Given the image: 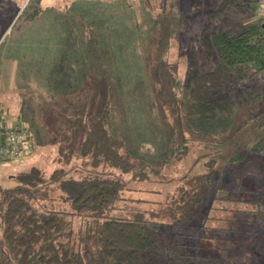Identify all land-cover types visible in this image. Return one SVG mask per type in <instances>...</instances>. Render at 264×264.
<instances>
[{
	"label": "rangeland",
	"instance_id": "rangeland-1",
	"mask_svg": "<svg viewBox=\"0 0 264 264\" xmlns=\"http://www.w3.org/2000/svg\"><path fill=\"white\" fill-rule=\"evenodd\" d=\"M260 5V0H0V107L32 127L34 142L31 156L0 160V195L18 184L21 171L32 166L54 169V141L62 130L42 97L49 98L52 91L62 97L86 85L93 100L91 118L98 116L102 101L111 94V124L136 157L137 170L145 168L136 176L118 173L128 186L112 215L130 216L142 206L158 208L177 191L199 154L165 162L168 128L179 122L188 78L214 63L199 43L201 29L209 22L234 33L258 22ZM92 29L99 31L98 46L90 37ZM106 37L114 45L113 62L102 51ZM263 81L264 74L239 80L232 93L233 117L200 124L202 134L193 133L233 136L220 155L221 165L235 151L233 144L241 146L264 133V101L255 108L257 104L245 96L247 87L256 88ZM41 86L46 91L39 92ZM247 161L248 166L236 167L231 181H226L239 187L232 190L238 201L217 199L219 195L210 192L188 222L148 218L159 222L161 238L179 240L199 256L234 254L236 264H264V220L260 216L245 220L241 211L254 197L248 191L264 187V170L242 174V168L262 166L260 158ZM151 165L161 173L150 172ZM165 176L171 179L165 181ZM226 217L233 219H222Z\"/></svg>",
	"mask_w": 264,
	"mask_h": 264
},
{
	"label": "trees",
	"instance_id": "trees-1",
	"mask_svg": "<svg viewBox=\"0 0 264 264\" xmlns=\"http://www.w3.org/2000/svg\"><path fill=\"white\" fill-rule=\"evenodd\" d=\"M93 30L90 37L98 46L99 31ZM198 40L205 57L214 59V63L212 68L189 76L178 111L179 122L168 128L171 135L165 162L171 164L199 151L177 191L158 208L142 206L144 209L134 208L130 216L112 215L128 186L119 174L136 176L145 168L137 170L136 157L111 124V94L102 101L98 116L91 118L93 100L86 85L80 92L74 90L62 97L52 91L48 93L50 100L44 96L41 102L50 106L49 114L62 130L54 141L55 166L50 172L40 166L21 171L18 184L2 191L0 264H236L234 254L220 258L191 253L185 243L161 238L158 227L163 218L191 220L210 192L217 193V199L238 201L232 190L239 187L226 181L236 167L248 166L247 160L260 158L262 166L258 170L252 165L242 168V174L264 170V133L241 146L233 144L235 151L222 165L220 155L233 136L193 135L201 132L200 124L230 120L235 113L232 93L237 82L264 74V18L260 13L258 22L242 25L234 33L206 22ZM102 45L108 59L115 61L111 39L106 37ZM99 47L96 49L101 54ZM106 83L109 90L110 78ZM38 90L46 91L42 86ZM246 91L245 96L257 104L255 108L264 101V81ZM30 97L35 96L31 93ZM55 98L58 102L52 101ZM5 111L7 107L1 104L0 114H7ZM7 118L22 121L20 115ZM149 169L161 173L156 166ZM248 192L254 197L241 210L245 220L257 216L264 220V187Z\"/></svg>",
	"mask_w": 264,
	"mask_h": 264
},
{
	"label": "built area",
	"instance_id": "built-area-1",
	"mask_svg": "<svg viewBox=\"0 0 264 264\" xmlns=\"http://www.w3.org/2000/svg\"><path fill=\"white\" fill-rule=\"evenodd\" d=\"M260 12L264 18V0H260ZM0 114V160H23L33 151L34 145L28 124L12 121Z\"/></svg>",
	"mask_w": 264,
	"mask_h": 264
}]
</instances>
